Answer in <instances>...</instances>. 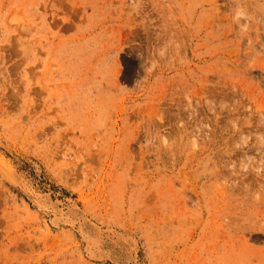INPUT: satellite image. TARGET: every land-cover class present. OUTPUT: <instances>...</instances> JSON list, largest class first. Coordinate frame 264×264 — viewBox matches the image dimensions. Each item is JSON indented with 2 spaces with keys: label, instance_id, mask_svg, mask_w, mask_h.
Segmentation results:
<instances>
[{
  "label": "rangeland",
  "instance_id": "374dc122",
  "mask_svg": "<svg viewBox=\"0 0 264 264\" xmlns=\"http://www.w3.org/2000/svg\"><path fill=\"white\" fill-rule=\"evenodd\" d=\"M0 264H264V0H0Z\"/></svg>",
  "mask_w": 264,
  "mask_h": 264
}]
</instances>
